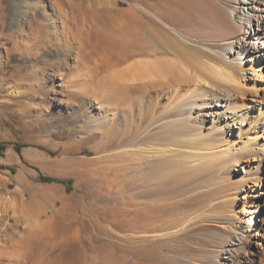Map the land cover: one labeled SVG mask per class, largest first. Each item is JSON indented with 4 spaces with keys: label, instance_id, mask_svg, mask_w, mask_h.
<instances>
[{
    "label": "rangeland",
    "instance_id": "1",
    "mask_svg": "<svg viewBox=\"0 0 264 264\" xmlns=\"http://www.w3.org/2000/svg\"><path fill=\"white\" fill-rule=\"evenodd\" d=\"M116 8L128 9V0H0V264L171 261L126 237V190L146 171L135 157L105 152L113 137L128 139L143 126L141 88H125V115L112 117L102 99L116 72L142 57L114 66V50L126 52L123 37L114 43ZM245 82L257 86L237 102L246 117H264V61ZM90 118L107 123L88 135L81 124ZM242 134L236 127V140ZM239 162L245 169L251 161ZM52 189L53 197L46 193ZM174 195L142 200L149 224L174 222L197 207ZM263 202L264 185L243 180L225 207L247 217ZM260 230L264 237V222ZM28 246L30 259L18 256ZM36 247L63 251L35 260Z\"/></svg>",
    "mask_w": 264,
    "mask_h": 264
},
{
    "label": "bare ground",
    "instance_id": "2",
    "mask_svg": "<svg viewBox=\"0 0 264 264\" xmlns=\"http://www.w3.org/2000/svg\"><path fill=\"white\" fill-rule=\"evenodd\" d=\"M115 13L114 43L123 37L126 52L114 50V66L142 56L116 72L110 97L100 96L116 117L131 111L120 103L125 88L142 89L141 130L113 137L105 151L135 157L146 171L126 190V237L171 259L158 264H264V204L247 217L225 207L243 180L264 185V117H246L237 102L257 86L245 80L264 61V0H128V9ZM100 122L107 123L90 118L81 126L90 135ZM236 127L244 133L238 140ZM240 159L251 162L244 169ZM171 194L197 207L174 222L149 224L142 200ZM47 250L31 255L63 251ZM16 251L30 259V246Z\"/></svg>",
    "mask_w": 264,
    "mask_h": 264
}]
</instances>
